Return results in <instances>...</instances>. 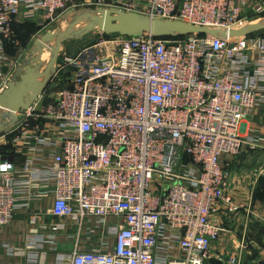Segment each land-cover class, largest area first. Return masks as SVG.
<instances>
[{
  "label": "built area",
  "instance_id": "2783aa9c",
  "mask_svg": "<svg viewBox=\"0 0 264 264\" xmlns=\"http://www.w3.org/2000/svg\"><path fill=\"white\" fill-rule=\"evenodd\" d=\"M83 8L219 33L112 34L73 58L61 51L50 80L60 90L7 110L1 137L13 138L14 152L26 149L20 172L31 180L21 183L0 154V230L23 185L41 187L42 178L53 193L48 212L75 228L70 264H204L223 230L213 212L240 209L227 161L258 147L245 118L264 111V33L245 30L264 17V0H0V93L21 62L6 52L21 48L14 24L35 21L34 43L41 26ZM41 219L32 212L29 222ZM42 228L54 238L65 225ZM229 263L242 264L241 253Z\"/></svg>",
  "mask_w": 264,
  "mask_h": 264
},
{
  "label": "crops",
  "instance_id": "0c3cea01",
  "mask_svg": "<svg viewBox=\"0 0 264 264\" xmlns=\"http://www.w3.org/2000/svg\"><path fill=\"white\" fill-rule=\"evenodd\" d=\"M27 22L35 21L21 19L15 25L17 27ZM34 34L26 33L20 38L23 50L8 45L7 54L12 59L22 61L33 44ZM246 123L250 129L249 139L258 143V147L251 149L245 145L238 158L227 161L230 194L240 209L232 213L225 204H219L213 212L212 222L223 230L213 243L211 256L204 264H230V257L238 252L242 255V264H264V187L261 185L263 175L260 174L264 170V111L257 109L247 117ZM4 138L10 142L13 139ZM3 144L5 147L7 143ZM17 150L5 160L15 164L22 183L31 180L29 173L20 172L28 153L21 146ZM40 186L32 189V185H23L27 193L23 191L18 196L19 207L13 221L0 230V264H70L75 228L68 224V219L54 217L48 212L53 193L49 187H44L42 178ZM32 212L41 213L39 223L29 222ZM49 223H63L65 229L53 238L49 229L42 228L43 224Z\"/></svg>",
  "mask_w": 264,
  "mask_h": 264
},
{
  "label": "water",
  "instance_id": "95a60500",
  "mask_svg": "<svg viewBox=\"0 0 264 264\" xmlns=\"http://www.w3.org/2000/svg\"><path fill=\"white\" fill-rule=\"evenodd\" d=\"M58 24L56 29L43 32L32 44L14 78L0 93V107L13 112L26 110L45 90L55 88L56 83H50V80L56 73L57 56L61 51L73 58L84 47L100 38L109 39L112 34L139 36L149 32L157 37H168L190 33H219L216 29L178 20L151 19L134 12L103 8L71 10ZM262 25L264 17L254 21L245 30V34ZM261 185L264 187V175Z\"/></svg>",
  "mask_w": 264,
  "mask_h": 264
},
{
  "label": "rangeland",
  "instance_id": "374dc122",
  "mask_svg": "<svg viewBox=\"0 0 264 264\" xmlns=\"http://www.w3.org/2000/svg\"><path fill=\"white\" fill-rule=\"evenodd\" d=\"M83 9H88V8H83ZM83 9H74V10H83ZM92 9H97V8H92ZM69 11H71V10H69ZM69 11H67L66 13H64L61 17H60V19L55 23V24H53L52 26H50V27H48V28H45L44 29V27H42L41 26V31H42V33L43 32H46L47 30H50V29H52V30H54V29H56L58 26H59V22L62 20V19H64V17H65V15L69 12ZM38 25V24H37ZM39 26V25H38ZM15 32H16V34H17V31L15 30ZM36 34V33H35ZM34 34V35H35ZM18 35V34H17ZM41 35L42 34H40L39 35V37H41ZM24 40H26V37H25V39ZM21 45H22V43H21ZM31 48V47H30ZM29 48V49H30ZM60 88H61V86H56V88H53V89H47V90H45V92L43 93V94H45L47 97H52L53 95H55L56 94V92L58 91V90H60ZM8 113H9V111H7V109H4V108H2V107H0V154L1 155H6L7 153H9V149H10V145L12 144L11 142H10V140H5V138H2L1 137V135L4 133V129H6L7 127H8V125H9V123L6 121L7 120V118L9 117L8 116ZM245 120H247V117L245 118ZM7 141V142H6ZM2 143H7L6 144V146L5 147H7V150H3V148H4V144H2Z\"/></svg>",
  "mask_w": 264,
  "mask_h": 264
},
{
  "label": "trees",
  "instance_id": "16d2710c",
  "mask_svg": "<svg viewBox=\"0 0 264 264\" xmlns=\"http://www.w3.org/2000/svg\"><path fill=\"white\" fill-rule=\"evenodd\" d=\"M14 29L17 31L18 37L20 39L26 33H30V32L31 33H34V32L36 33L39 30V26L36 24V22H30V23L27 22V23L20 24L17 27L14 24ZM257 33H259V34L260 33H264V25H262L261 27H259L256 30L252 31V34H254V35L257 34ZM179 35L180 34H178L176 36H179ZM168 37H173L174 38L175 36H168ZM9 46H11V45H9ZM3 150H7V147H4ZM13 151H14L13 147H12V145H10L9 153H7L6 155H3V159L11 158L14 155V154H12Z\"/></svg>",
  "mask_w": 264,
  "mask_h": 264
}]
</instances>
